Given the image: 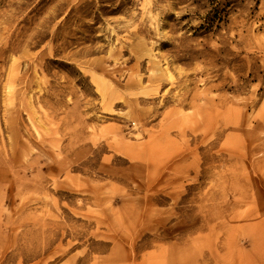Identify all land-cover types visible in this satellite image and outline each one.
<instances>
[{"label":"rangeland","instance_id":"rangeland-1","mask_svg":"<svg viewBox=\"0 0 264 264\" xmlns=\"http://www.w3.org/2000/svg\"><path fill=\"white\" fill-rule=\"evenodd\" d=\"M0 264H264V0H0Z\"/></svg>","mask_w":264,"mask_h":264}]
</instances>
